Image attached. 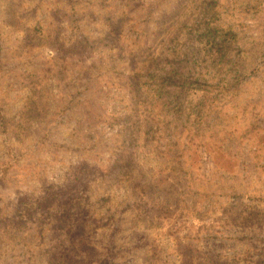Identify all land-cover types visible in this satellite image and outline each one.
Wrapping results in <instances>:
<instances>
[{"label":"rangeland","instance_id":"1","mask_svg":"<svg viewBox=\"0 0 264 264\" xmlns=\"http://www.w3.org/2000/svg\"><path fill=\"white\" fill-rule=\"evenodd\" d=\"M0 264H264V0H0Z\"/></svg>","mask_w":264,"mask_h":264},{"label":"trees","instance_id":"2","mask_svg":"<svg viewBox=\"0 0 264 264\" xmlns=\"http://www.w3.org/2000/svg\"><path fill=\"white\" fill-rule=\"evenodd\" d=\"M212 31L213 30H210V28L207 27L206 30L203 33V36L208 40L209 39L208 37H210V36L207 35V33L208 32H212ZM149 56H151V58ZM149 56L147 58H150V59H156L157 58V57H155V55H149ZM158 60H160V59L158 58ZM158 60H155V61H158ZM135 64H137V63H135ZM162 66L164 68L160 69L161 71L146 74V76H145L146 79L145 80L140 79L141 75H139V74H136V75L132 76L130 79H135L136 80V81L132 82L133 87L136 86L137 88H142L143 85H147V84H148V86L151 85L150 90L148 92L152 93L153 95H155V92L157 90L158 91H164V90H166V87H168L169 85L173 86L176 83H178V87H179L180 91L186 90V87H184V86H186V84H187V79H186L187 77L184 78L183 76H181L179 74L180 77L179 76L177 77L178 81H175L173 79V77L170 75V73L173 72L171 67H167L168 66L167 63L163 64ZM168 68L170 70H172V71H165ZM175 73L177 74V72H175ZM130 82H131V80H130ZM171 91H172V94H171ZM180 91H178V89H176V88L175 89H170L169 91H167V93H169V95L171 94L175 98V101H174L175 104H173V103L171 104V107H173L175 111H178V107H180V105H179L180 102L177 99L178 98L177 96L179 95L178 93H180ZM139 94L141 95L142 91L139 92ZM168 97H170V96H168ZM197 104L203 105V106L207 105L206 108H209V106H210V105H208L210 103H207L206 100H198ZM163 116H165V115H163ZM160 120H162V119L160 118Z\"/></svg>","mask_w":264,"mask_h":264}]
</instances>
